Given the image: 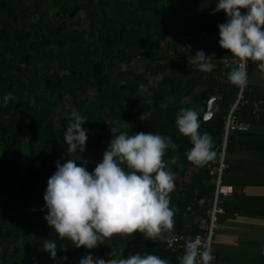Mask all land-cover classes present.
Wrapping results in <instances>:
<instances>
[{"label":"trees","instance_id":"obj_1","mask_svg":"<svg viewBox=\"0 0 264 264\" xmlns=\"http://www.w3.org/2000/svg\"><path fill=\"white\" fill-rule=\"evenodd\" d=\"M217 2L0 0V264H79L88 253L104 259L113 249L119 254L124 244L125 259L148 252L179 264L167 238L139 231L113 235L94 249L77 248L49 227L43 197L57 161L83 153L67 151L71 112L86 119L85 150L112 138L108 120L123 121L121 131L159 133L177 146L164 156L178 163L167 166L175 183L169 205L174 227L163 235L204 232L203 210L214 187L207 165L216 156L202 167L190 162L185 153L193 145L175 120L181 108L198 112L216 94L214 114L199 128L211 134L215 151L237 88L219 84L217 69L203 71L193 59L199 50L213 58L231 54L218 42L226 13L210 14ZM8 92L13 99L5 104ZM48 239L58 245L55 260L43 250Z\"/></svg>","mask_w":264,"mask_h":264},{"label":"clouds","instance_id":"obj_2","mask_svg":"<svg viewBox=\"0 0 264 264\" xmlns=\"http://www.w3.org/2000/svg\"><path fill=\"white\" fill-rule=\"evenodd\" d=\"M221 10L227 19L218 25L219 45L239 60L238 67L227 73V79L233 85L244 87L248 82L249 60L259 61L258 69L264 73V0H218L210 14ZM214 55L199 50L193 63L211 72L216 64L212 62ZM11 99L13 94L8 92L3 102L6 104ZM198 116L192 108H181L175 123L193 145L185 153L187 159L202 167L214 160L216 152L211 134L199 132ZM85 120L78 112H71L64 131L69 153H76L77 149L81 153L85 151L88 131L82 127ZM111 134L102 162L97 163L92 172L78 166L75 159L63 164L57 161V170L47 182L43 198L48 211L44 219L59 239H70L77 248L94 249L113 235L130 237L137 231L153 240L166 239L163 234L174 227V210L169 205L175 183L167 166L178 163V157L164 159L169 148L177 147L172 138L159 133L130 135L116 127L111 128ZM198 203L203 204V200ZM57 248V243L51 239L43 242V250L53 260L57 257ZM124 248L125 244L119 254L112 248L107 259L88 253L79 264H170L148 252L130 254L125 259L122 257ZM214 258L211 246L196 238L186 241L178 262L211 264Z\"/></svg>","mask_w":264,"mask_h":264},{"label":"crops","instance_id":"obj_3","mask_svg":"<svg viewBox=\"0 0 264 264\" xmlns=\"http://www.w3.org/2000/svg\"><path fill=\"white\" fill-rule=\"evenodd\" d=\"M212 62L216 70L221 57ZM259 63L250 66L247 88L250 96L264 99ZM240 116L250 121L251 128L233 135L229 144L224 181L233 186V193L226 198V214L213 236L215 264H264V110L251 114L241 108Z\"/></svg>","mask_w":264,"mask_h":264},{"label":"built area","instance_id":"obj_4","mask_svg":"<svg viewBox=\"0 0 264 264\" xmlns=\"http://www.w3.org/2000/svg\"><path fill=\"white\" fill-rule=\"evenodd\" d=\"M247 11L244 9V12ZM239 60L233 54L221 58V64L218 66L215 78L219 84H229L227 73L235 67H238ZM253 61L247 62L246 70L249 72ZM236 86V85H235ZM235 100L229 106L222 126L219 131V141L216 144V162L208 164V174L212 178L214 184L213 194L208 206L203 210V215L206 219V226L204 232L196 234H188L183 232H172L168 235L166 240V247L170 251L175 252L178 256L183 255L184 245L188 239L199 238L202 244L212 246V240L215 230L219 224L220 218L226 214L225 201L226 198L233 193V186L224 181V175L228 170L229 164L227 162V153L231 138L239 132H246L250 130L251 123L240 116V109L247 108L251 114H256L264 110V99L258 96H250L248 94L247 85L238 87ZM187 210H191V206H187ZM236 214V213H234ZM201 218L200 216L197 219ZM211 264H215L216 255Z\"/></svg>","mask_w":264,"mask_h":264},{"label":"rangeland","instance_id":"obj_5","mask_svg":"<svg viewBox=\"0 0 264 264\" xmlns=\"http://www.w3.org/2000/svg\"><path fill=\"white\" fill-rule=\"evenodd\" d=\"M141 63L138 61V62H135L134 65H135V67H138L139 64L141 65ZM85 123H86V121L84 122V124ZM125 126H126V123L123 121L108 120V122L106 124V129L111 130L112 127H116L119 130H121V128H123ZM110 140H111V138L107 139L105 142H103L99 145H95L94 147L85 150L80 156L68 154V155L64 156L62 158V160L64 162H67V160H69V159H75L78 166H83L89 172H92L93 169L95 168L96 164L99 162H102L103 153L107 150V146H108Z\"/></svg>","mask_w":264,"mask_h":264},{"label":"water","instance_id":"obj_6","mask_svg":"<svg viewBox=\"0 0 264 264\" xmlns=\"http://www.w3.org/2000/svg\"><path fill=\"white\" fill-rule=\"evenodd\" d=\"M217 101V96L211 95L202 103L201 108H199L198 111V120L200 122V125L203 122L209 121L212 118L217 105Z\"/></svg>","mask_w":264,"mask_h":264}]
</instances>
